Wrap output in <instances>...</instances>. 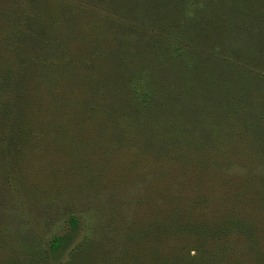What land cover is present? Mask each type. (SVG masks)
<instances>
[{"label":"trees","instance_id":"trees-1","mask_svg":"<svg viewBox=\"0 0 264 264\" xmlns=\"http://www.w3.org/2000/svg\"><path fill=\"white\" fill-rule=\"evenodd\" d=\"M3 2L2 184L32 129L108 130L156 179L149 225L98 259L68 213L16 264H264V0Z\"/></svg>","mask_w":264,"mask_h":264},{"label":"rangeland","instance_id":"rangeland-1","mask_svg":"<svg viewBox=\"0 0 264 264\" xmlns=\"http://www.w3.org/2000/svg\"><path fill=\"white\" fill-rule=\"evenodd\" d=\"M6 7L0 0L1 41L8 33L3 20ZM31 134L17 158L20 162L9 168L7 184L0 178V201L5 195L7 203L0 206V264H16L22 258L16 235L26 227L38 233L43 242L65 233L68 213L79 217L72 245L90 241L95 260L100 257L95 244L120 245L130 228L137 231L149 225L142 218L150 212V201L137 204L149 199L156 186L148 154L122 148L123 144L104 129H32ZM232 170L245 171L236 166ZM251 173L264 177V166ZM217 184L212 187L217 189ZM104 258L105 254L99 261ZM66 259L60 256L61 262Z\"/></svg>","mask_w":264,"mask_h":264}]
</instances>
